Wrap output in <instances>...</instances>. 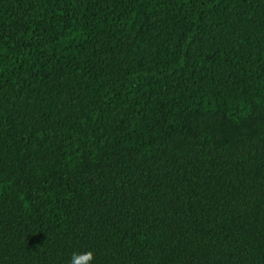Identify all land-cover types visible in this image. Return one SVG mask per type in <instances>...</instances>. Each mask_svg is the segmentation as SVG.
<instances>
[{
  "label": "trees",
  "instance_id": "trees-1",
  "mask_svg": "<svg viewBox=\"0 0 264 264\" xmlns=\"http://www.w3.org/2000/svg\"><path fill=\"white\" fill-rule=\"evenodd\" d=\"M264 264V0H0V264Z\"/></svg>",
  "mask_w": 264,
  "mask_h": 264
},
{
  "label": "clouds",
  "instance_id": "clouds-1",
  "mask_svg": "<svg viewBox=\"0 0 264 264\" xmlns=\"http://www.w3.org/2000/svg\"><path fill=\"white\" fill-rule=\"evenodd\" d=\"M95 255L92 251L74 253L71 264H94Z\"/></svg>",
  "mask_w": 264,
  "mask_h": 264
}]
</instances>
